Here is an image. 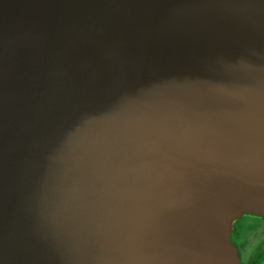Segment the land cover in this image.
I'll return each instance as SVG.
<instances>
[{
    "label": "water",
    "instance_id": "95a60500",
    "mask_svg": "<svg viewBox=\"0 0 264 264\" xmlns=\"http://www.w3.org/2000/svg\"><path fill=\"white\" fill-rule=\"evenodd\" d=\"M264 221V0H0V264H241Z\"/></svg>",
    "mask_w": 264,
    "mask_h": 264
},
{
    "label": "flooded vegetation",
    "instance_id": "af4514ba",
    "mask_svg": "<svg viewBox=\"0 0 264 264\" xmlns=\"http://www.w3.org/2000/svg\"><path fill=\"white\" fill-rule=\"evenodd\" d=\"M238 222H240L239 227H236L235 225L237 222L234 223L235 226H233L231 239H232L233 244L236 246L238 250L241 264H247L251 262L252 260L257 259L259 257H262L264 259V253H263L264 252V241H263L254 248V251L252 253V259L250 261L244 263L242 260V247H244L242 246V243L244 242L243 241L244 237L246 236L248 232H251L254 230L257 231V229L259 228H264V221L258 220L255 218H244Z\"/></svg>",
    "mask_w": 264,
    "mask_h": 264
},
{
    "label": "rangeland",
    "instance_id": "374dc122",
    "mask_svg": "<svg viewBox=\"0 0 264 264\" xmlns=\"http://www.w3.org/2000/svg\"><path fill=\"white\" fill-rule=\"evenodd\" d=\"M239 223L240 222L236 223V227H239ZM255 231L256 230L248 232L243 239L245 242L242 243V246H244L242 247V260L244 263L252 259L254 248L264 241V228H259L256 232ZM255 264H264V259L262 257L257 258Z\"/></svg>",
    "mask_w": 264,
    "mask_h": 264
},
{
    "label": "trees",
    "instance_id": "16d2710c",
    "mask_svg": "<svg viewBox=\"0 0 264 264\" xmlns=\"http://www.w3.org/2000/svg\"><path fill=\"white\" fill-rule=\"evenodd\" d=\"M235 225H236V224H235ZM255 260H256V259L252 260L251 262H249V263H247V264H255Z\"/></svg>",
    "mask_w": 264,
    "mask_h": 264
}]
</instances>
